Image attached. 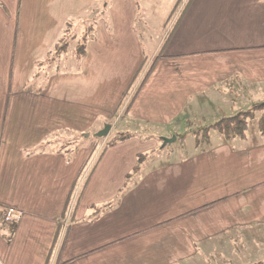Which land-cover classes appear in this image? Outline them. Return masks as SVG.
Segmentation results:
<instances>
[{
    "label": "crops",
    "instance_id": "1",
    "mask_svg": "<svg viewBox=\"0 0 264 264\" xmlns=\"http://www.w3.org/2000/svg\"><path fill=\"white\" fill-rule=\"evenodd\" d=\"M183 2L148 50L138 0H0V207L23 215L14 227L0 216V264H238L249 241L264 251V137L212 130L206 150L137 172L152 142L104 149L93 167L100 142L49 150L61 134L115 130L121 112L170 130L207 120L203 104L229 117L243 89L233 114L264 103V0ZM93 12L79 70L30 89L67 23Z\"/></svg>",
    "mask_w": 264,
    "mask_h": 264
},
{
    "label": "rangeland",
    "instance_id": "2",
    "mask_svg": "<svg viewBox=\"0 0 264 264\" xmlns=\"http://www.w3.org/2000/svg\"><path fill=\"white\" fill-rule=\"evenodd\" d=\"M138 1L140 3V14L137 20V29L140 36L142 37L143 46L146 49L148 48V50H154V48L158 46L160 40L159 36L162 32V29L166 30L169 24L168 22L169 20H171V16L175 13L173 10L175 8L178 9L181 1L183 0H138ZM149 1L150 3H148ZM186 3L187 0H184L183 5L180 8L181 11L184 10ZM169 11L171 13H169ZM96 15L97 14L95 12L87 13L86 15L82 16L80 19L75 21L76 25H80L83 21L87 22L89 19H93L92 17H95ZM146 21L148 22V25L144 23ZM79 30L81 31L82 28ZM77 43L78 41H71L70 49L66 54H63L58 58H56L55 62L52 61L51 63H48L46 62V59L47 58L49 59L50 57L53 59L54 57L55 48L52 49V54H50L49 56L46 55L42 59L43 61L42 63L39 61L38 65L36 66L37 69L34 75V79L30 80V84L28 85V87H30V89H35L36 87L41 86V84H45L48 80V77H50L52 74H56L59 72L78 71L80 67V63L79 60H77V58L75 57ZM251 95L252 94L250 93V89H243L240 92L239 96L236 97L237 101L231 104L232 109L229 108L228 111H226V113L229 114L228 116L235 115L233 113L236 111H233V108L238 106L240 100L242 99L246 101H250ZM231 106L230 103L229 105L228 104L226 105V107H231ZM201 110H202L201 112L204 113L208 118L207 120L200 121L199 119H197V117H195L193 114L190 113L189 117L191 119L190 121H187L185 123L186 126H184L183 128L179 127L178 129L172 128L170 130L167 127H158L155 125L153 126V125L132 124L128 120H124V115L121 112V116H119L118 120H116L115 123V126L117 127H115V130L114 127L111 128L108 137L106 138L95 137V135L97 134L96 130H98L100 126L98 125L90 133H86V134H92L89 137V139H84L83 136L79 137L74 135L73 133L61 134L58 137L55 136L54 139L55 143L49 147V150L59 151L63 149V146L68 144V140H71L69 141L70 143L81 142V143H85L86 145L88 143L90 144L92 141L100 142L101 143L100 149L97 151L94 157L95 158L93 161L94 163L92 164L93 167L95 161L99 159L100 154L103 152V150L107 149L104 148V146H106L108 139L113 135H115L117 131H124V132L128 131L131 132L133 135H135V139H139L144 143L152 142L154 145H156V147L153 150L151 149L152 147L150 146H144L145 151L143 154L146 156L142 160L141 170H145V169L147 170L149 167L152 166H160L170 161H179L180 159L188 158L194 155L195 153L206 150L209 147L212 140L210 141L209 138H205L204 129L209 125L213 124L214 122H217L218 120L214 121L216 119H213L211 115L214 113V111L211 108V105L203 104L201 106ZM261 118H262V113L258 112L249 121V129L247 132V135H249V137L253 138V136H255L258 137L259 140L263 139L264 134L262 133L260 128ZM104 128L105 127H103L102 130ZM211 132H215V131H211ZM216 132L221 134L218 131ZM174 138H176L175 141L167 143L164 146V141L166 139H174ZM88 173L89 172L86 173L85 179H83L81 185H83L84 181L87 179ZM9 210L11 209H7L6 212H4L1 215V218L4 221V223H6L8 226L14 227L12 226V224L5 221V215L7 212H9ZM234 251H231L228 255H226L228 259L235 260L234 258L233 259L230 258L233 256ZM241 252L242 254L244 253L247 255L248 254L251 255L246 257L245 259L242 258V261H244V263L239 262L238 264H253V262L262 259V257L264 256V251L260 254L259 247L256 245L255 242L252 241H249L248 247L241 249Z\"/></svg>",
    "mask_w": 264,
    "mask_h": 264
},
{
    "label": "trees",
    "instance_id": "3",
    "mask_svg": "<svg viewBox=\"0 0 264 264\" xmlns=\"http://www.w3.org/2000/svg\"><path fill=\"white\" fill-rule=\"evenodd\" d=\"M93 19H89L87 22H82L80 25H76V22L69 21L66 25V28L63 31L62 37L59 39V41L55 45V52L53 59L50 57L49 59H46V62L51 63L52 61L55 62L56 58L59 56L66 54L71 46V41H78L76 46V52L75 57L77 60H83V58L86 56L87 53V46L90 41L95 39V30L98 22V17H92ZM82 30L80 31L79 29ZM75 30V31H73ZM82 35V36H81ZM81 36V37H80ZM53 50V51H54ZM52 54V51L48 54V56ZM159 58V57H158ZM43 61H41L42 63ZM45 62V61H44ZM157 60L149 67L148 71L146 72L143 81L141 82L140 86L137 88L136 93L130 100L127 108H126V114L129 112L131 106L133 105L138 93L144 86V84L149 79L150 75L153 73L155 66H156ZM262 113V118L260 120V128L262 133L264 134V103L261 105H256L253 107L250 111H244L240 112L236 115L224 117L221 118L216 123L206 127L204 129V136L205 138H209V134L212 130L218 131L221 134H223L226 138H234V137H240L245 138L249 129V121L257 114ZM83 135H80L81 137ZM135 138V135H133L131 132L128 131H118L115 135L110 137L108 139V142L104 148H109L116 146L118 144H121L123 142H126L128 140H131ZM103 148V149H104ZM146 155L140 154L138 155L137 164L134 168V172H137L141 169L142 160L144 159ZM119 199L117 200V202ZM116 202V203H117ZM115 203V204H116ZM114 203H108L100 208H97L96 215L101 214V212H104L105 210L109 209ZM7 208L0 207V216L6 212Z\"/></svg>",
    "mask_w": 264,
    "mask_h": 264
},
{
    "label": "built area",
    "instance_id": "4",
    "mask_svg": "<svg viewBox=\"0 0 264 264\" xmlns=\"http://www.w3.org/2000/svg\"><path fill=\"white\" fill-rule=\"evenodd\" d=\"M23 215L21 212L15 210H9L5 215V221L15 226L21 219Z\"/></svg>",
    "mask_w": 264,
    "mask_h": 264
},
{
    "label": "water",
    "instance_id": "5",
    "mask_svg": "<svg viewBox=\"0 0 264 264\" xmlns=\"http://www.w3.org/2000/svg\"><path fill=\"white\" fill-rule=\"evenodd\" d=\"M111 128H112L111 125H106L105 128H104L103 130L99 131V132L95 135V137H97V138H106V137H108V135H109V133H110V131H111ZM84 136H85L86 138H89V137H90V134H85ZM175 140H176V138H174V139H166V140L164 141V146H165L167 143L173 142V141H175Z\"/></svg>",
    "mask_w": 264,
    "mask_h": 264
}]
</instances>
